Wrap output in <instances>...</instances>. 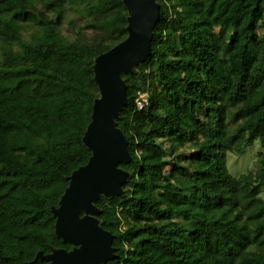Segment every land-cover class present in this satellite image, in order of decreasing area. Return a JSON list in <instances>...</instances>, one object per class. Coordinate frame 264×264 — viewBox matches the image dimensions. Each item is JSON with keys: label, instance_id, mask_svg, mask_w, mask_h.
Returning a JSON list of instances; mask_svg holds the SVG:
<instances>
[{"label": "trees", "instance_id": "obj_1", "mask_svg": "<svg viewBox=\"0 0 264 264\" xmlns=\"http://www.w3.org/2000/svg\"><path fill=\"white\" fill-rule=\"evenodd\" d=\"M157 2L152 52L123 74L130 177L96 201L107 264H264V0ZM128 17L124 0H0V264L73 248L52 209L92 156L94 65ZM256 143L255 169L231 173Z\"/></svg>", "mask_w": 264, "mask_h": 264}, {"label": "water", "instance_id": "obj_2", "mask_svg": "<svg viewBox=\"0 0 264 264\" xmlns=\"http://www.w3.org/2000/svg\"><path fill=\"white\" fill-rule=\"evenodd\" d=\"M129 11L128 36L99 55L94 65L100 97L93 106L92 121L84 143L92 151L88 163L70 176L59 207H53L56 233L72 244L71 250L40 251L36 259L48 264H107L115 259L114 235L101 226L96 201L101 196L124 194L130 173L120 167L133 157L129 140L117 120L128 104V86L123 74L133 72L152 52L154 30L161 17L157 0H124Z\"/></svg>", "mask_w": 264, "mask_h": 264}, {"label": "rangeland", "instance_id": "obj_3", "mask_svg": "<svg viewBox=\"0 0 264 264\" xmlns=\"http://www.w3.org/2000/svg\"><path fill=\"white\" fill-rule=\"evenodd\" d=\"M77 18V13L75 11H70L68 18L63 26V33L68 36H72V24L70 21ZM262 147L258 143L249 147L243 155H235L230 153L229 155V169L234 175H239L244 171L254 170L256 167V159L259 152H261ZM190 152V151H189Z\"/></svg>", "mask_w": 264, "mask_h": 264}, {"label": "built area", "instance_id": "obj_4", "mask_svg": "<svg viewBox=\"0 0 264 264\" xmlns=\"http://www.w3.org/2000/svg\"><path fill=\"white\" fill-rule=\"evenodd\" d=\"M137 103L140 108H144L149 104V96L146 93H143L140 95V97L137 100Z\"/></svg>", "mask_w": 264, "mask_h": 264}, {"label": "flooded vegetation", "instance_id": "obj_5", "mask_svg": "<svg viewBox=\"0 0 264 264\" xmlns=\"http://www.w3.org/2000/svg\"><path fill=\"white\" fill-rule=\"evenodd\" d=\"M74 247V246H73ZM71 250V249H70Z\"/></svg>", "mask_w": 264, "mask_h": 264}]
</instances>
